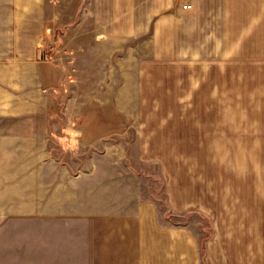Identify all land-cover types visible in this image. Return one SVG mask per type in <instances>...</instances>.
I'll list each match as a JSON object with an SVG mask.
<instances>
[{
    "label": "crops",
    "instance_id": "obj_1",
    "mask_svg": "<svg viewBox=\"0 0 264 264\" xmlns=\"http://www.w3.org/2000/svg\"><path fill=\"white\" fill-rule=\"evenodd\" d=\"M85 13L90 29L77 36L78 24L44 62L35 49L54 30L46 0H0V264H77L94 249L103 264H192L189 237L148 218L102 220L88 246L70 162L77 116L105 105L111 84L117 111L132 113L147 68L182 113L241 116L247 145L264 146V0H106Z\"/></svg>",
    "mask_w": 264,
    "mask_h": 264
},
{
    "label": "rangeland",
    "instance_id": "obj_2",
    "mask_svg": "<svg viewBox=\"0 0 264 264\" xmlns=\"http://www.w3.org/2000/svg\"><path fill=\"white\" fill-rule=\"evenodd\" d=\"M101 2L46 0L54 30L43 40L54 41V54L68 47L78 24L84 36L91 27L84 14ZM147 72L126 105L132 113L117 111L111 84L105 105L94 100L77 116L82 131L70 162L78 175V231L92 225L87 243L95 248L102 220L130 226L148 218L156 229L189 237L192 264H264V146L247 145L241 116L231 122L229 115L182 113V100L162 97L164 84L150 85ZM86 254L77 264L104 263L98 250Z\"/></svg>",
    "mask_w": 264,
    "mask_h": 264
},
{
    "label": "built area",
    "instance_id": "obj_3",
    "mask_svg": "<svg viewBox=\"0 0 264 264\" xmlns=\"http://www.w3.org/2000/svg\"><path fill=\"white\" fill-rule=\"evenodd\" d=\"M184 8H190V5L184 6ZM55 53V44L52 40H40L36 45V55L38 60L49 62Z\"/></svg>",
    "mask_w": 264,
    "mask_h": 264
}]
</instances>
